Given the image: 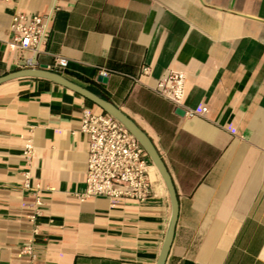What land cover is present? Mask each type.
Masks as SVG:
<instances>
[{
	"label": "crops",
	"instance_id": "1",
	"mask_svg": "<svg viewBox=\"0 0 264 264\" xmlns=\"http://www.w3.org/2000/svg\"><path fill=\"white\" fill-rule=\"evenodd\" d=\"M16 9L50 12L41 52L8 43ZM43 64L113 103L152 141L177 196L164 264H264V0H0V76ZM172 71L185 74L183 107L154 91ZM84 107L106 113L44 77L0 82V264H31L22 252L31 239L35 264L157 263L171 200L154 165L144 202L77 197Z\"/></svg>",
	"mask_w": 264,
	"mask_h": 264
},
{
	"label": "built area",
	"instance_id": "2",
	"mask_svg": "<svg viewBox=\"0 0 264 264\" xmlns=\"http://www.w3.org/2000/svg\"><path fill=\"white\" fill-rule=\"evenodd\" d=\"M11 1V0H3ZM50 12L44 14L16 11L11 16L9 29L12 33L9 44L19 49H29L34 54L42 51L41 45L47 35ZM55 62L59 67L67 65V58L55 55ZM28 65L31 59H26ZM147 68H143L145 72ZM100 74L106 76L108 71L100 69ZM185 90V74L181 71H172L160 78L154 91L166 97L177 107H183ZM205 111L184 109L189 116L201 115ZM80 131L88 137L87 169L85 176V189L77 193L80 200L90 197H106L118 201L144 202L152 194L151 167L153 163L143 147L116 118L107 113H98L88 107L81 111ZM32 147L26 143L24 156L31 158ZM23 186L31 188L28 178ZM34 205L41 204L39 190L35 191ZM39 211L35 208L30 215L34 222ZM32 233H38V225L34 224ZM33 239L22 248V252L30 256L31 264L34 263L35 252Z\"/></svg>",
	"mask_w": 264,
	"mask_h": 264
},
{
	"label": "water",
	"instance_id": "3",
	"mask_svg": "<svg viewBox=\"0 0 264 264\" xmlns=\"http://www.w3.org/2000/svg\"><path fill=\"white\" fill-rule=\"evenodd\" d=\"M34 62V60H33ZM39 76L44 77L47 79H50L56 83H59L61 85H64L74 91H76L79 94H82L85 98L92 101L94 104L102 108L106 113L110 114L114 118H116L119 122H121L128 131L133 135V137L138 141V143L143 147L145 152L147 153L148 157L150 158L151 162L161 175L163 182L165 183L170 200H171V218L169 222V226L162 244V248L159 254V257L157 259L156 264H164L165 259L167 257L169 247L173 238L176 218H177V196L175 194V189L171 180V177L161 159L159 156L157 150L155 149L152 141L148 137V135L131 119L129 118L125 113H123L117 106H115L110 101L101 98L100 96L96 95L92 91H90L87 88H84L67 78H65L63 75H61L58 72L48 70L46 65H41V68H24L20 69L8 74H5L3 76H0V82L4 81L9 78L19 77V76ZM99 79L105 80V78L99 77ZM178 113H183V109L177 108L176 110Z\"/></svg>",
	"mask_w": 264,
	"mask_h": 264
}]
</instances>
